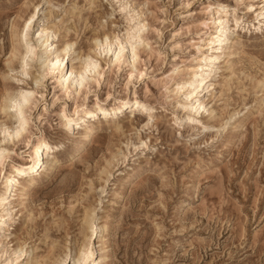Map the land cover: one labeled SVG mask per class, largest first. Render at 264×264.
Wrapping results in <instances>:
<instances>
[{
	"label": "rangeland",
	"instance_id": "374dc122",
	"mask_svg": "<svg viewBox=\"0 0 264 264\" xmlns=\"http://www.w3.org/2000/svg\"><path fill=\"white\" fill-rule=\"evenodd\" d=\"M219 3L232 49L210 92L199 96L206 111L187 122L195 103L186 99L194 87L189 77L208 52L201 39L213 32L210 14ZM252 4L260 6L255 0H0V124L16 122V107L3 111L6 97L32 92L25 131L7 141L0 133V150L9 156L0 165V193L3 174L26 162L33 142L50 136L60 142L51 152L57 167L33 175L28 198L0 204V215L11 214L0 233V264H12L20 249L25 254L13 264H57L66 255L72 264L88 247L105 264H264V27L256 29L259 10L246 14ZM36 5L39 20L22 37ZM137 21L145 27L134 61L124 62L129 47L120 67L98 57L88 86L71 99L53 87L41 51L20 65L40 26L56 32L58 46L74 43L70 60L78 66L89 51L94 55L95 39L125 41ZM132 69L140 75L130 78ZM129 97L150 106L152 122L145 126L148 115L133 118L131 110L108 120L98 113L91 145L72 162L81 138L64 127L63 111L73 114L76 102L89 108L97 100L107 108Z\"/></svg>",
	"mask_w": 264,
	"mask_h": 264
},
{
	"label": "bare ground",
	"instance_id": "6f19581e",
	"mask_svg": "<svg viewBox=\"0 0 264 264\" xmlns=\"http://www.w3.org/2000/svg\"><path fill=\"white\" fill-rule=\"evenodd\" d=\"M255 1L257 5L260 6L255 7L254 4L249 5L248 7H246V14H256L257 10L260 11L255 15V20H258V26L256 29L261 30L264 27V0ZM38 7V5L34 6L28 18L24 20L23 26L19 32V35H21L22 37H25L27 32L30 30L33 22L39 20ZM217 7V10L214 12L211 11L212 15L210 14V16H212L211 25L213 32L211 34H208L204 39H201L203 41V46L206 47L204 49L208 52H206V55H203V57L200 59V66L197 65V68L195 69L196 71L194 70L193 75H190L189 77V87H194L189 92L186 99L193 98L195 99V103L194 105L193 103H190V105L187 107L188 113L187 116H185L187 122H191L194 118L201 116V113H204L206 111L204 103L198 101L199 96L204 91L205 93L210 92V89L213 86L212 81L216 76V70L218 66L224 64L226 55L229 54L230 50L232 49V43L230 42L232 34L231 28L228 25L229 23L227 22V14L224 13V11H221L224 10V5L223 3H219ZM126 8L127 7L123 8V13L124 11H126ZM258 18H261L262 20H259ZM139 21L134 22L133 24L131 23L132 25L128 23L130 25L129 31L131 32L130 34H132V36H127L125 41H122L115 36L109 37L107 35H104L103 39H95L93 41L92 48V53L94 55L91 56V53L89 51V53L85 56L83 63L79 64L78 66H75L72 63V60H70L72 52L74 51V43L67 41L63 45L58 46L56 32L49 27L44 28L40 26L41 28L37 29L34 34V46H27L24 54H21L20 65L25 68L27 65L26 60L28 58H31L32 56H36V50L41 51L40 58L44 63V72L48 75H51L50 78L53 81V87L59 88L63 93L67 94L66 98H68L69 94L74 95L77 93V91L79 93V91H81V89L88 84V81L91 80V73L95 72V69L98 66V57H102V55H104L106 58L109 57L108 61L110 64L119 63L120 67V62L123 59L124 51L127 47H129V55L124 62L126 64L129 60L134 61V59L132 58V51L133 49H135V46L139 44L141 40L140 34L142 31H144L143 29L145 27V25L143 23L141 24V22ZM233 22L234 23L232 24V27L235 30L239 26V21L238 19H235ZM14 36H16V32L14 33ZM13 50L16 49L13 47ZM117 53H119V56H117ZM14 55L15 54H13V56ZM130 65L131 63L129 64V66ZM8 67L11 71H13L12 60L8 62ZM24 68H22L21 74L26 76V71ZM134 72H137V74L140 75L139 71L136 69H132V71H130L128 75L131 76ZM95 75H97V77H100V73H96ZM130 78H132V76ZM33 79L35 80V82H40L41 80V78L38 77H34ZM95 81H97V79ZM31 95L32 92L22 90L19 91L15 96L8 95L6 97L3 104V111L6 112L7 109L16 107L17 114L16 122L11 127L7 126L4 123L0 124V133H2V135L7 133L8 135V137L3 139L4 141H7L12 137H20L21 134L25 131L27 126L25 107L26 104L29 103V97H31ZM100 104L101 103H98L97 100V102L93 103L92 106L88 108L85 107L84 104L78 105L76 102L73 114L69 113L68 115L65 114L64 111L63 113L61 112L64 118L67 117L68 120L72 121V125L70 127L72 128L71 134H79V137L81 138V141L78 143L71 155L72 162L78 161L84 149L91 145L92 135L96 129V125L94 124V122L98 113H100L99 116L102 120H108L111 116L118 115L123 111L131 110V113H134L133 118H135V114L138 116L148 115V121L145 126H148L153 120L150 115V111L152 110L150 106L146 103L141 102L137 97L123 98L119 101V103L109 105L107 108H103V106H101ZM21 116H23L25 126L23 128V131H21L19 135H17V128L21 123ZM106 124H108V122H106ZM78 125L84 126L83 130L80 133L77 129ZM9 130L10 133L8 132ZM44 143H47L46 139L44 138H39L35 142H33V144L28 148V159L26 160V162L13 164L10 169L3 174L4 189L0 193V204L4 202V206L7 207L10 205V200L12 198H16L17 201L24 202L28 198L30 191L35 188V184H37L35 181L36 178H34L33 175H37V177L47 176L54 168L57 167L56 162H54V157H51V152L58 151V145H54L53 147L55 148V150L49 152L39 149V145ZM0 152L3 153V162L4 159L8 158L9 156L4 149L0 150ZM2 162H0V165L2 164ZM7 212H9V209L5 214L0 215V233H2L7 227V223L9 220L8 216L11 215ZM90 227H96L95 223H90ZM94 233L96 232L93 228L91 229L90 239L94 235ZM94 250L95 248L93 249V247L83 249L79 252V255L77 257L75 256L76 258L72 259V264H105L102 256H100L99 258L95 257V253L93 252ZM23 254H25V252H23V250L21 249L16 252L15 256H13L14 258L12 264L14 263V261L16 262L17 260H20L23 257ZM68 260L69 257L68 255H66L64 258L59 259L57 264H66ZM26 264H28V262H26Z\"/></svg>",
	"mask_w": 264,
	"mask_h": 264
},
{
	"label": "snow or ice",
	"instance_id": "6c2138e0",
	"mask_svg": "<svg viewBox=\"0 0 264 264\" xmlns=\"http://www.w3.org/2000/svg\"><path fill=\"white\" fill-rule=\"evenodd\" d=\"M123 11V9H122ZM117 56H119V53H117ZM132 58L135 59L136 58V53H135V49H133L132 51ZM21 123L19 125V127L17 128V135H19V133L21 131H23V128L25 126L24 124V120H23V116L20 117ZM72 125V121L68 120L67 117H65V123H64V127L65 128H70ZM60 142L54 137V136H50V138L48 139L47 143L41 144L39 145V149L43 150V151H54L55 148L53 147L54 145H58ZM2 157H3V153L0 152V162H2Z\"/></svg>",
	"mask_w": 264,
	"mask_h": 264
}]
</instances>
